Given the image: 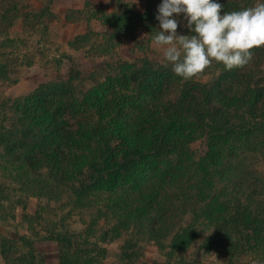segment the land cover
I'll return each mask as SVG.
<instances>
[{
  "label": "trees",
  "instance_id": "16d2710c",
  "mask_svg": "<svg viewBox=\"0 0 264 264\" xmlns=\"http://www.w3.org/2000/svg\"><path fill=\"white\" fill-rule=\"evenodd\" d=\"M215 2L223 13L264 0ZM5 3L0 82L14 81L18 61L27 55L10 59L9 50L24 41L19 35L51 9ZM161 3L147 0L142 13L128 0H117L116 12L97 10L109 30L101 33L109 35L106 43L141 29L152 44ZM173 15L182 26L178 34H194L185 14ZM95 35L90 28L79 46L71 47H88ZM252 51L253 59L241 68L227 70L213 61L206 68H216L208 82L200 80L205 70L183 79L164 57H112L94 68L93 62L75 64L69 55L67 73L14 98L12 106L0 93V170H6L3 161L15 164L11 177L27 193L75 209L94 207L84 232L69 227L51 232L59 264H103L107 249L90 236L100 220L110 218L116 219L113 233L134 229L158 243L170 238L181 255L200 236L199 249L223 254L230 264L246 258L264 264V46ZM111 197L113 207L107 202ZM9 198L0 182V201ZM96 200L102 202L94 205ZM20 240L25 246L14 236L4 238L6 264H39L30 239ZM137 246L127 239L122 257L141 260Z\"/></svg>",
  "mask_w": 264,
  "mask_h": 264
},
{
  "label": "rangeland",
  "instance_id": "374dc122",
  "mask_svg": "<svg viewBox=\"0 0 264 264\" xmlns=\"http://www.w3.org/2000/svg\"><path fill=\"white\" fill-rule=\"evenodd\" d=\"M4 1L0 0V3ZM17 1L24 2L28 9L39 11L44 6L51 9L49 14L42 16L40 22L36 21L38 23L35 28H28L19 35L24 41L16 49L9 50L12 60H15V57L21 58L23 54H27L31 59L26 55L22 62L18 61L14 81L0 82V93L9 99L8 106H12L14 98L26 96L41 83L56 80L60 75L67 73L71 67L67 58L69 55L73 57L75 64L87 65L93 62L94 68L101 67L112 57L126 61H133L144 55L159 61L163 58V49L157 48L153 43L147 45L144 31L141 29L134 33H123L121 37L108 41L111 43H106L105 37L108 38L109 35L102 36L101 33L108 29L103 26L102 19H99L95 12L99 9H105L108 13L118 11L117 0H7V4H15ZM128 2L131 8L139 13L144 12L147 7V0ZM2 6L3 4L0 7ZM177 20V32L180 33L182 26L180 19ZM90 28L98 35L92 37L88 47L80 50L72 48L71 46H79V37L88 34ZM15 30L20 33V25H17ZM108 32L109 30L106 34ZM94 44L97 45L95 48ZM112 45L114 48H110ZM212 68L205 69L206 73L200 80L208 82L215 74L216 68ZM1 164L6 170H0V182L7 187L10 198L0 201V264H6L1 244L4 238L10 236H14L21 246H25L21 243V237L30 239L39 264H59L60 248L58 243L51 239V232L62 227L84 232L86 225L91 223L90 212L94 207L75 209L65 205L66 202L50 201L47 197L27 193L11 177L12 170L16 171V165L5 161ZM13 190L16 192L13 193ZM109 199L111 200L107 202L113 207L111 202L114 198ZM98 201L101 200H96L94 205H97ZM115 220H100L90 236L92 241L99 242L107 249L103 264H181L180 258L184 259V264H230L223 254L205 253L199 249L200 236L191 241L190 247L181 255L171 247L170 238L158 243L146 235H138L134 229L113 233L112 225ZM127 239L138 244L134 250L140 252L141 260L130 262L122 257L123 245ZM189 240L188 237L184 244H188ZM26 250L28 248L25 247ZM235 264H254V261L246 258L237 260Z\"/></svg>",
  "mask_w": 264,
  "mask_h": 264
},
{
  "label": "clouds",
  "instance_id": "9594fccd",
  "mask_svg": "<svg viewBox=\"0 0 264 264\" xmlns=\"http://www.w3.org/2000/svg\"><path fill=\"white\" fill-rule=\"evenodd\" d=\"M222 8L215 0H162L158 5L159 28L152 42L163 49L176 75L192 79L213 61L227 70L241 68L253 59V49L264 46V2L221 13ZM181 13L194 34L177 33L179 22L173 14Z\"/></svg>",
  "mask_w": 264,
  "mask_h": 264
}]
</instances>
